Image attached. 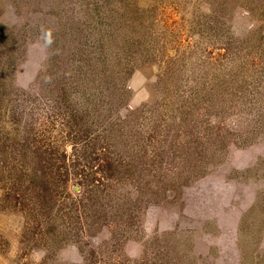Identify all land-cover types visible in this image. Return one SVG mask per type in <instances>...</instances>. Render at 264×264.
I'll return each instance as SVG.
<instances>
[{"label":"rangeland","instance_id":"1","mask_svg":"<svg viewBox=\"0 0 264 264\" xmlns=\"http://www.w3.org/2000/svg\"><path fill=\"white\" fill-rule=\"evenodd\" d=\"M244 7V0H0L1 113L7 108L0 132L12 130V109H25L26 120L32 108L47 114L33 96L41 69L45 89L59 63L55 76L65 72L83 89L96 87L88 65L125 70L130 61L121 84L134 118L120 131L156 157L151 186L161 200L127 239L92 236L90 246L102 247L90 263L74 246L44 262V251L31 248L35 238H22L23 216L0 210V264H264V18ZM50 121L47 137L71 173L102 155L111 135L90 124L82 137L61 115ZM178 183L179 191L170 189ZM72 184L69 196L78 198Z\"/></svg>","mask_w":264,"mask_h":264},{"label":"trees","instance_id":"2","mask_svg":"<svg viewBox=\"0 0 264 264\" xmlns=\"http://www.w3.org/2000/svg\"><path fill=\"white\" fill-rule=\"evenodd\" d=\"M244 1V9L264 18V0ZM106 64L102 61L96 67L88 65L87 75L97 71L96 87L83 89L82 85L74 83L73 86L65 72L60 77L55 76L63 69L60 63L53 65L56 72L52 74L50 88L45 89L41 69L35 83L40 92L33 96L40 101L39 105L48 104L47 114L42 116L43 112L32 108L26 120L25 109H12V130L0 132V210L23 216L22 238H35L31 248L44 251V262L69 246L76 247L86 263L92 262L96 249L102 247V243L96 248L90 246L92 236L107 231L111 240L127 239V231L139 221L143 211L161 201L157 200L159 192L151 186L156 157L149 158L146 143L140 144L141 141L133 139L126 131H120L121 125L134 118V112L127 106L129 98L125 92L128 89L121 84L130 61L125 70L114 65L110 69ZM3 111L2 114L0 110V120L7 108ZM60 115L67 128L77 127L84 134L82 137L88 136L83 129L90 124H99L111 131L105 147L101 146L102 155H95L87 167L73 173L68 169L66 154L60 153L57 142L53 146L47 137L55 126L50 120ZM116 127L120 134L113 133ZM78 139L71 138L73 148L78 145ZM119 146L123 150L115 159L113 151ZM70 183L72 187H79L78 198L69 196ZM182 185L178 183L170 189L179 191ZM66 197L68 203H64Z\"/></svg>","mask_w":264,"mask_h":264},{"label":"water","instance_id":"3","mask_svg":"<svg viewBox=\"0 0 264 264\" xmlns=\"http://www.w3.org/2000/svg\"><path fill=\"white\" fill-rule=\"evenodd\" d=\"M74 191H75V192L78 191V187H74Z\"/></svg>","mask_w":264,"mask_h":264}]
</instances>
